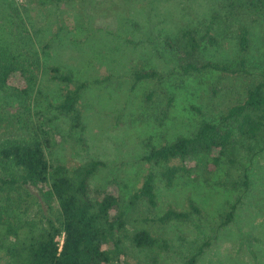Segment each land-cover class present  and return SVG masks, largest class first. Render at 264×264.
I'll list each match as a JSON object with an SVG mask.
<instances>
[{
  "label": "rangeland",
  "instance_id": "1",
  "mask_svg": "<svg viewBox=\"0 0 264 264\" xmlns=\"http://www.w3.org/2000/svg\"><path fill=\"white\" fill-rule=\"evenodd\" d=\"M249 2L0 0L1 43L27 57L38 76L25 101L0 97V145L31 140L35 131L41 140L50 133V139L58 141L46 149L51 163L81 165L102 160L105 166L92 186L117 180L126 198L141 187L144 174H156L158 206L151 208L142 201L127 233L148 229L165 238L169 248L141 250L121 233L122 259L128 264H185L205 244L196 264H264V151H250L255 143L239 138L236 164L224 162L209 182L201 174L179 177L172 188L165 186L159 167L142 159L149 150L148 139L160 146L180 135H191L202 120L214 121L243 102L247 89L259 79L264 70V13L249 10L245 6ZM211 22L219 45L210 47L204 42L200 57L213 62L238 60L237 31L244 24L251 32L252 46L246 56L250 74L212 70L183 75L167 39L187 27L202 36ZM52 66L72 72L74 82L53 81ZM143 69L161 72V82L133 86V72ZM81 82L88 83L81 103L86 128L75 131L55 104L64 91ZM212 88L218 90L216 95ZM151 89L157 90L156 96L147 104L144 95ZM165 93L175 99L160 126L155 114L166 103ZM13 173L12 166L5 170L0 164V177L10 181ZM246 175L248 187L243 185ZM5 191L0 194L3 211L14 216L19 206L21 212L28 208L29 216L36 214L38 221L52 218L43 198H38V206L32 203L37 191H29L30 197L10 185ZM189 198L200 206L202 216L193 215L181 223L154 221L170 207L185 209ZM233 205L237 206L233 221L222 225ZM5 260L0 257V264H6Z\"/></svg>",
  "mask_w": 264,
  "mask_h": 264
},
{
  "label": "trees",
  "instance_id": "2",
  "mask_svg": "<svg viewBox=\"0 0 264 264\" xmlns=\"http://www.w3.org/2000/svg\"><path fill=\"white\" fill-rule=\"evenodd\" d=\"M73 1L57 0L59 3ZM249 1L245 3L249 10L264 13V0ZM213 28L211 22L206 26L204 35L199 36L195 28L187 27L174 38L167 39L166 45L176 56L183 75L193 77L212 70L224 74H250L246 56L252 46L251 32L244 24H240L237 31L238 60L232 63L213 62L200 57L204 42L210 47L219 45V40L212 33ZM31 65L27 57L10 51L0 40V97L23 101L30 97L38 79ZM51 78L65 84L74 82L72 72H63L56 66L51 67ZM162 78L158 70H135L133 86L146 81L160 83ZM87 88V82L68 88L55 104V109L75 131L86 128L81 103ZM156 92V89L148 90L144 101L152 104ZM217 93L218 90L212 88V94ZM165 94L166 103L160 114H155L160 126L175 99L172 94ZM35 133L31 140H14L0 145L1 167L6 170L12 166L14 170L10 181L0 177V194L6 193L7 185L14 187L15 191H25L28 197L31 196L29 191H37L39 195L32 203L38 206V198H43L52 212V218L38 221L36 214L29 216V209L21 212L19 206L12 216L0 206V257H6V264H128L122 259L125 251L121 233H126L138 249L168 250V241L148 229H138L130 235L127 233L142 201L151 208L158 206L154 172L144 174L141 187L126 198L117 180H111L105 186H92L93 178L105 166L104 161L91 160L81 165L51 163L46 149L54 147L58 141L50 139V133H46L43 140L41 134ZM239 138L255 143L254 147H249L250 151L254 148L257 149L256 154L264 151V70L247 89L243 102L231 106L214 121L202 120L189 136L180 135L160 146L148 139L149 150L142 159L160 168L167 188H172L179 177H199L200 174L207 183L224 162L231 166L236 164ZM248 184L246 175L243 185L248 187ZM236 208V205L231 206L222 225L233 221ZM202 214L200 206L189 198L185 209L170 207L154 221L181 223L193 215ZM206 245H202L185 264H196Z\"/></svg>",
  "mask_w": 264,
  "mask_h": 264
}]
</instances>
